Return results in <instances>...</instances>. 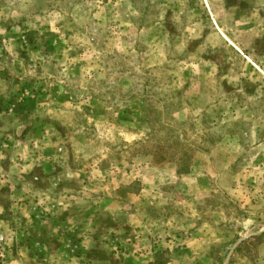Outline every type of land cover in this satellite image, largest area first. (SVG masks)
I'll return each mask as SVG.
<instances>
[{
	"label": "rangeland",
	"instance_id": "374dc122",
	"mask_svg": "<svg viewBox=\"0 0 264 264\" xmlns=\"http://www.w3.org/2000/svg\"><path fill=\"white\" fill-rule=\"evenodd\" d=\"M264 0H0V264H264Z\"/></svg>",
	"mask_w": 264,
	"mask_h": 264
},
{
	"label": "trees",
	"instance_id": "16d2710c",
	"mask_svg": "<svg viewBox=\"0 0 264 264\" xmlns=\"http://www.w3.org/2000/svg\"><path fill=\"white\" fill-rule=\"evenodd\" d=\"M253 239H255V240H262L263 239L262 241H264V230L261 231L260 233H258L257 235H254Z\"/></svg>",
	"mask_w": 264,
	"mask_h": 264
},
{
	"label": "crops",
	"instance_id": "0c3cea01",
	"mask_svg": "<svg viewBox=\"0 0 264 264\" xmlns=\"http://www.w3.org/2000/svg\"><path fill=\"white\" fill-rule=\"evenodd\" d=\"M12 264H18L15 259L12 260Z\"/></svg>",
	"mask_w": 264,
	"mask_h": 264
}]
</instances>
